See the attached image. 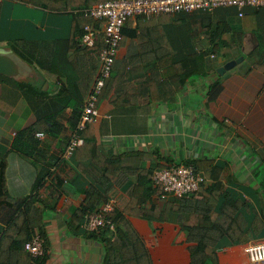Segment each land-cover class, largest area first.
Returning a JSON list of instances; mask_svg holds the SVG:
<instances>
[{
    "label": "crops",
    "instance_id": "crops-1",
    "mask_svg": "<svg viewBox=\"0 0 264 264\" xmlns=\"http://www.w3.org/2000/svg\"><path fill=\"white\" fill-rule=\"evenodd\" d=\"M0 8V51L12 62L11 70L0 73V206L6 197L29 196L39 168L46 166L51 179L63 178L64 184L55 209L44 212L43 227L29 230L31 236L45 234L48 258L44 264H101L103 245L66 226L69 210L79 206L84 196L76 190L82 181L74 179L75 168L61 156L75 126L72 119L80 115L99 71L98 55L91 47L81 46L78 35L71 42V15L20 0L4 2ZM246 15L231 22L244 33L240 52L247 65L229 69L218 79L212 69L236 57L238 49L226 46L218 56L205 55L211 39L205 36L200 17H173L184 18L187 32L169 28L166 21L147 24L146 17L129 18L123 25L112 71L116 79L111 90L97 97L92 126L103 153H136L142 173L137 167L119 172L104 199L115 206L112 217L123 213L133 197L137 200L139 210L125 217L142 239L152 264H190L189 243L176 222L148 220L139 214L138 199L152 186L156 192L145 197L142 206H161L166 200L160 197L152 174L171 163H195L204 177L208 173L206 186L218 180L225 199L237 198L248 205L241 208L246 220L258 215L256 235L218 249L217 264H251L244 246L264 240V72L253 67L255 58L250 57L264 51V19L259 17V26L257 17ZM215 26L213 18L210 30ZM188 54L195 55L183 64L188 77L178 89L171 78L173 67L181 66ZM214 82L219 88L212 94L209 87ZM54 113L61 128L46 126L44 130L46 119ZM37 132L43 136L37 137ZM15 140L38 142L47 155L44 164L17 151ZM55 157L59 161L53 165ZM5 228L0 222V238ZM16 258V264H38L24 250L11 256L12 263Z\"/></svg>",
    "mask_w": 264,
    "mask_h": 264
},
{
    "label": "trees",
    "instance_id": "trees-1",
    "mask_svg": "<svg viewBox=\"0 0 264 264\" xmlns=\"http://www.w3.org/2000/svg\"><path fill=\"white\" fill-rule=\"evenodd\" d=\"M8 1L13 0H5L4 2ZM20 1L23 4L33 5L54 12L55 14L71 15V17H73V27L69 38L72 42L75 36L82 34L86 25H89L93 29L100 30L102 28V20H94L85 17L82 10L107 0ZM250 12H253L254 16L257 17V24H261L259 17L264 19V8L247 7L243 11V16ZM134 17L145 16L137 15ZM173 17H200L205 36L211 39L208 50H206L207 54L205 55L210 56V54H212L218 56L220 49L227 46L230 49H238V55H236V57L232 56V59L241 56L245 58L244 54L240 52L244 42V33L234 28L231 22L233 17H237V11L234 8L220 7L215 9L211 14L205 12L163 13L155 17L146 18L149 19L147 24L156 23L158 21L164 24L166 21V25L169 24V28L173 29L174 27L180 30L181 27L182 30H186L187 32L188 25L184 23V18L175 20ZM212 17L216 25L214 30H210ZM262 26L264 46V25ZM121 43L122 41H120L119 45ZM74 44L76 45L77 42H74ZM102 47L103 40L102 34H100L95 45L91 47L94 54L98 55V60L99 52ZM128 49L125 54L127 64H129ZM17 54L22 56L20 52H17ZM194 55L195 54L185 55L181 59L182 65H176L175 63L173 67L174 75L171 78L177 83L178 89L183 87L188 77V73L184 70L183 64L185 65L186 60ZM250 57L255 58L253 67L264 72V51L260 53L253 52ZM115 63H113L110 75L106 79L98 98L104 91L106 93V91L108 92L111 90V86L116 79V75L112 72L116 69ZM212 71L220 76L216 68L212 69ZM218 88L219 83L214 82L210 85L209 91L213 94ZM78 104L82 103L79 102ZM74 107L76 108V106ZM57 116L58 113H54L52 117L46 119V123H44L45 125L43 126L44 130H46V126L48 129H50L51 126H55L58 129L61 128ZM78 117L79 114L77 113L72 119L75 125ZM48 122H50L51 125H49ZM54 134L56 133H51V135ZM80 137L81 143L76 147L69 161L76 170L74 179L80 178L82 181L78 182L76 190L78 193H81L84 198L79 206H74L69 210V218L66 221L67 228L74 232L83 231L88 238L97 240L103 245L101 264H152L150 255L142 239L125 217V214H133V210L137 208L135 204L137 200H134V197L123 213H118L111 218L114 230L110 229L109 225L92 232H88L83 228L85 216L97 210L102 204L104 192L110 186L113 178L127 167H137L138 159L135 158L136 153H132L131 155L124 153L118 155L103 153L96 144L92 122L90 121L86 123L85 128L80 132ZM37 146L38 142L36 141L27 140L23 144L18 142V140L14 141V147L17 151L30 158H36L44 164L47 155L43 149ZM58 161L59 158L55 157L52 162L53 165L57 164ZM220 170V168L217 169V175ZM137 172L139 174L142 173L138 167ZM205 174V179L207 180L208 173ZM149 176L150 175H148V177ZM82 177L85 180H83ZM47 178H49V180ZM74 179L72 183L75 182ZM205 183L202 184L196 192L188 196L167 198L161 206L157 204H152L149 208H144L142 206L145 202V197L147 198L151 193L156 192L154 186L145 191L143 194L144 198L140 197L138 199L140 205L139 214L143 218L157 221H172L180 226L181 230L186 235V242L189 243L190 264H217L216 252L218 249L233 244L243 243L257 233L255 227L258 221V217L256 216L258 215L253 214V220L250 219L248 221L241 213L242 206L248 207L246 203H243L237 198L231 200L225 199L221 192V183L218 180L213 181L210 186H206ZM63 184V178L56 176L55 179L52 180L50 169L45 166L39 168L38 175L33 183L29 196L24 198L6 197L3 205L0 206V222L6 225L0 238V264H16L17 258L12 263L10 260L11 256L16 255L17 257L19 252L24 250V243L31 239V234L29 233L30 229L43 227L42 221L44 212L55 209ZM137 210L139 209L137 208ZM39 235L43 239V254L38 257H31L29 254L28 255L33 258L36 263L44 264L48 258V241L44 232L39 233Z\"/></svg>",
    "mask_w": 264,
    "mask_h": 264
},
{
    "label": "built area",
    "instance_id": "built-area-1",
    "mask_svg": "<svg viewBox=\"0 0 264 264\" xmlns=\"http://www.w3.org/2000/svg\"><path fill=\"white\" fill-rule=\"evenodd\" d=\"M4 0H0V5ZM234 8L238 17H243L245 8H264V0H107L99 2L89 8L83 9L85 17L102 20V28L93 29L86 25L82 34L78 36L81 46L92 47L97 38L102 34L103 47L99 52L100 68L92 83L91 91L80 112L75 128L70 134L68 144L64 149L62 158L69 160L70 156L81 143L80 132L87 122H92L97 117L95 103L101 93L106 79L118 54L119 43L122 38L124 23L137 15L155 17L163 13H213L217 8ZM37 137L43 133L37 132ZM153 184L160 191V197L181 198L190 195L206 182L203 174L193 162L171 163L157 169L152 174ZM115 206L109 199H104L99 208L85 216L83 228L92 232L109 225L114 230L111 222ZM24 251L31 257L43 254V239L38 233H34L31 239L24 243ZM244 252L251 264H264V240L253 241L244 246Z\"/></svg>",
    "mask_w": 264,
    "mask_h": 264
},
{
    "label": "water",
    "instance_id": "water-1",
    "mask_svg": "<svg viewBox=\"0 0 264 264\" xmlns=\"http://www.w3.org/2000/svg\"><path fill=\"white\" fill-rule=\"evenodd\" d=\"M241 60L242 57H239L237 59L226 62L223 66L217 69V73L219 75H223L227 70L235 66L236 63L241 62ZM11 68H12V62L3 55H1V51H0V73H7L9 70H11Z\"/></svg>",
    "mask_w": 264,
    "mask_h": 264
},
{
    "label": "rangeland",
    "instance_id": "rangeland-1",
    "mask_svg": "<svg viewBox=\"0 0 264 264\" xmlns=\"http://www.w3.org/2000/svg\"><path fill=\"white\" fill-rule=\"evenodd\" d=\"M245 17H254V15L248 13ZM246 65H247V60L246 59L245 60H241V62L236 63L235 66H233L231 69L240 70V69H243L244 67H246ZM227 71H229V70H227ZM213 77L218 79V75L216 73L213 74ZM38 93H39V95H42V91H39Z\"/></svg>",
    "mask_w": 264,
    "mask_h": 264
}]
</instances>
